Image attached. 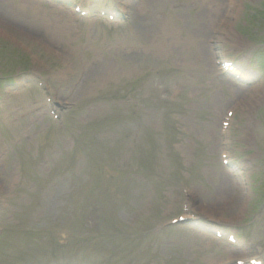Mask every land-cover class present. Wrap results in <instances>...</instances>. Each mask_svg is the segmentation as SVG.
Listing matches in <instances>:
<instances>
[{
  "label": "rangeland",
  "instance_id": "1",
  "mask_svg": "<svg viewBox=\"0 0 264 264\" xmlns=\"http://www.w3.org/2000/svg\"><path fill=\"white\" fill-rule=\"evenodd\" d=\"M65 1L90 16L0 0V264L264 261V0H237L218 37L242 80L211 49L226 0ZM183 189L190 212L247 247L159 230L184 216Z\"/></svg>",
  "mask_w": 264,
  "mask_h": 264
},
{
  "label": "bare ground",
  "instance_id": "2",
  "mask_svg": "<svg viewBox=\"0 0 264 264\" xmlns=\"http://www.w3.org/2000/svg\"><path fill=\"white\" fill-rule=\"evenodd\" d=\"M25 1H29V0H25ZM58 25H59L60 30L62 31V26H61V24H58Z\"/></svg>",
  "mask_w": 264,
  "mask_h": 264
}]
</instances>
